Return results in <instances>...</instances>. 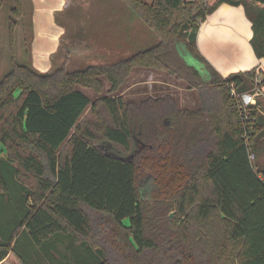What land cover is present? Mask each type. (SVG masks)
Wrapping results in <instances>:
<instances>
[{"label": "trees", "instance_id": "16d2710c", "mask_svg": "<svg viewBox=\"0 0 264 264\" xmlns=\"http://www.w3.org/2000/svg\"><path fill=\"white\" fill-rule=\"evenodd\" d=\"M123 1L158 37L155 45L120 61L43 73L15 57L24 10L23 0H12L13 66L0 80V205L13 212L0 222V262L13 253L22 264H264V74L224 78L197 47L209 14L223 3L243 5L263 59L264 0ZM180 41L210 80L181 54ZM136 67L185 81L201 107L181 109L167 96L136 109L122 96L93 102L77 89L101 94L106 79L116 92ZM257 76L249 149L230 84L250 91ZM137 128L147 146L122 159L136 149ZM102 139L120 153L101 149ZM173 210L178 216L165 217Z\"/></svg>", "mask_w": 264, "mask_h": 264}, {"label": "rangeland", "instance_id": "374dc122", "mask_svg": "<svg viewBox=\"0 0 264 264\" xmlns=\"http://www.w3.org/2000/svg\"><path fill=\"white\" fill-rule=\"evenodd\" d=\"M4 2V6L0 9V80L13 66L9 33V16L12 0H4ZM74 2V6L79 5L86 9L74 7L73 10H68L60 16L58 14V20L65 23L64 28L66 27L67 29L66 35L62 39L60 50L56 55L49 58L51 64L43 73L55 70L63 65H66L68 70H77L85 69L89 65L100 62L112 63L120 61L138 51L155 45L159 41L158 37L148 26L125 7L120 0L118 2H121L123 6L122 12H124V15L132 17L139 25L137 30L139 34H136L132 41L120 40V36L115 34L118 25L112 24V19H109L108 15H106V12L109 10L100 8L98 0H75ZM23 10L24 14L18 20L15 30V57L19 63L33 64L34 60L32 61L31 59H34L36 56L35 52H31L30 50L32 36V4L30 0H23ZM110 11L115 12V10ZM87 12L91 13L92 17H94L92 18L93 24L91 25H88L85 17ZM178 47L189 64L193 65L196 63L194 57L188 52L182 41L179 42ZM67 48L70 50L69 54L66 51ZM33 67L42 72L39 66L33 64ZM103 84L104 90L98 95L91 88L77 86V89L85 92L93 102L102 96H122L125 102L133 104L136 106V109L141 106L143 101L149 98H165L167 96L174 100L178 108L181 109L196 110L201 107L198 91L190 89L185 81H180L170 76L167 72L157 69L134 68L121 89L116 92L109 91L112 85L108 80L103 79ZM18 94L19 91L16 95ZM90 111L91 105L82 116L81 121L89 118ZM134 134L138 136V128ZM105 142L107 140H99L97 145L100 146V144H104ZM4 148V145L0 143V152L2 151L3 154H5ZM106 151H109V149ZM12 212L11 204H1L0 222L10 220ZM172 213L173 217H171ZM176 216H178L176 210L165 214V217L170 219H174ZM124 221L126 224H129V219H125ZM6 264L21 263L12 255Z\"/></svg>", "mask_w": 264, "mask_h": 264}, {"label": "crops", "instance_id": "0c3cea01", "mask_svg": "<svg viewBox=\"0 0 264 264\" xmlns=\"http://www.w3.org/2000/svg\"><path fill=\"white\" fill-rule=\"evenodd\" d=\"M30 1L32 4L30 50L31 52L34 51L36 56L31 60H34L33 64L39 66L40 70L45 72L51 64L49 58L58 53L67 31L66 27L64 28L65 23L58 20V14L60 16L68 10H73L74 7L86 8L79 5L74 6L75 0ZM120 1L132 11L123 0ZM146 1L151 3L153 0ZM98 2L100 8L109 10L106 15L109 19H112V24L118 25L115 34L120 36V40L132 41L135 35L139 34L137 31L138 22H135L132 17L124 15L121 2H118V0H98ZM110 10H115V12ZM134 14L138 17L136 13ZM85 17L88 25L93 24L92 18L94 17L91 13L87 12ZM252 36V22L248 19L244 6L223 3L201 22L197 32V47L201 55L224 78L231 73L249 71L254 68L258 69L257 72L262 70V74H264V58L260 59L256 56L251 45ZM66 51L69 54L70 50L68 48ZM194 59L196 63L193 66L201 72L206 81L210 80L211 73L205 63L196 57ZM67 244V242L65 245L60 244L59 249L65 250ZM12 255L14 254L10 253L0 264H6ZM14 257L18 260L15 255Z\"/></svg>", "mask_w": 264, "mask_h": 264}, {"label": "built area", "instance_id": "2783aa9c", "mask_svg": "<svg viewBox=\"0 0 264 264\" xmlns=\"http://www.w3.org/2000/svg\"><path fill=\"white\" fill-rule=\"evenodd\" d=\"M260 81V77L257 76L256 87L250 91L244 92L238 91L233 83L230 84L231 94L234 96L236 105L242 114L243 136L249 149L251 148L249 143V134L252 131L253 124L256 120V117L252 114V108L254 106H257V95L261 93L258 85ZM249 158L253 162L255 160V154L253 152H250Z\"/></svg>", "mask_w": 264, "mask_h": 264}, {"label": "flooded vegetation", "instance_id": "af4514ba", "mask_svg": "<svg viewBox=\"0 0 264 264\" xmlns=\"http://www.w3.org/2000/svg\"><path fill=\"white\" fill-rule=\"evenodd\" d=\"M141 134L142 131H140L139 135H135L134 134V139H135V145H136V149L135 151L131 152L130 154L126 155V156H132L133 158L136 156V154L143 148H145L147 146V144L142 140L141 138ZM101 149L103 150H107L109 149L110 152L114 153V151H112L110 148L106 147V146H102ZM116 153V152H115Z\"/></svg>", "mask_w": 264, "mask_h": 264}, {"label": "water", "instance_id": "95a60500", "mask_svg": "<svg viewBox=\"0 0 264 264\" xmlns=\"http://www.w3.org/2000/svg\"><path fill=\"white\" fill-rule=\"evenodd\" d=\"M102 146H106L108 148H110L112 151H114V153H120V151H118V149L114 146V144L111 142V141H107L105 142L104 144H100V147ZM115 153V154H116ZM122 159H125V160H132L133 159V155L132 156H121ZM171 217H173V213L171 214Z\"/></svg>", "mask_w": 264, "mask_h": 264}]
</instances>
